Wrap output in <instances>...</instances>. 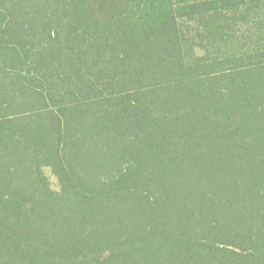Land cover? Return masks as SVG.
<instances>
[{
  "label": "trees",
  "instance_id": "16d2710c",
  "mask_svg": "<svg viewBox=\"0 0 264 264\" xmlns=\"http://www.w3.org/2000/svg\"><path fill=\"white\" fill-rule=\"evenodd\" d=\"M0 264H264V0H0Z\"/></svg>",
  "mask_w": 264,
  "mask_h": 264
},
{
  "label": "rangeland",
  "instance_id": "374dc122",
  "mask_svg": "<svg viewBox=\"0 0 264 264\" xmlns=\"http://www.w3.org/2000/svg\"><path fill=\"white\" fill-rule=\"evenodd\" d=\"M47 174L50 177L52 185L55 189H58V181L57 178L51 173L50 169H47Z\"/></svg>",
  "mask_w": 264,
  "mask_h": 264
}]
</instances>
